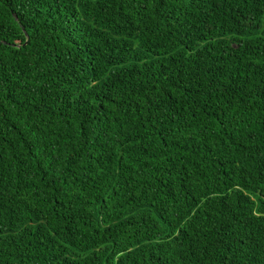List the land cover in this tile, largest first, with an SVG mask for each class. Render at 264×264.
<instances>
[{
  "label": "trees",
  "instance_id": "16d2710c",
  "mask_svg": "<svg viewBox=\"0 0 264 264\" xmlns=\"http://www.w3.org/2000/svg\"><path fill=\"white\" fill-rule=\"evenodd\" d=\"M0 264H264V0H0Z\"/></svg>",
  "mask_w": 264,
  "mask_h": 264
}]
</instances>
